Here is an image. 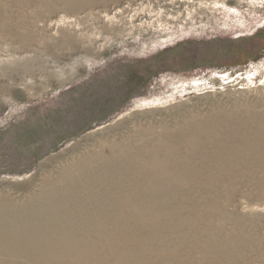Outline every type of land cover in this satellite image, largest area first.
Masks as SVG:
<instances>
[{"label": "rangeland", "instance_id": "rangeland-1", "mask_svg": "<svg viewBox=\"0 0 264 264\" xmlns=\"http://www.w3.org/2000/svg\"><path fill=\"white\" fill-rule=\"evenodd\" d=\"M5 4L0 193L24 194L139 129L174 131L263 100L264 0H107L36 17ZM235 214L264 258V192Z\"/></svg>", "mask_w": 264, "mask_h": 264}, {"label": "bare ground", "instance_id": "bare-ground-1", "mask_svg": "<svg viewBox=\"0 0 264 264\" xmlns=\"http://www.w3.org/2000/svg\"><path fill=\"white\" fill-rule=\"evenodd\" d=\"M7 1L36 17L107 0ZM263 192L264 97L139 129L0 193V264H264L235 214Z\"/></svg>", "mask_w": 264, "mask_h": 264}]
</instances>
